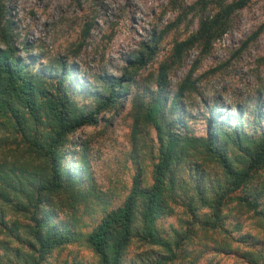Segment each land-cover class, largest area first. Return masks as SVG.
I'll return each instance as SVG.
<instances>
[{
	"label": "rangeland",
	"instance_id": "1",
	"mask_svg": "<svg viewBox=\"0 0 264 264\" xmlns=\"http://www.w3.org/2000/svg\"><path fill=\"white\" fill-rule=\"evenodd\" d=\"M220 10L206 0H0V47L11 45L36 68L49 70L57 61L75 66L66 92L83 111L95 106V95L108 94V80H123L114 106L96 125L69 135L57 152V168L73 169L78 181L53 194L38 193L52 174L38 151L52 140L50 117L32 120L21 109L17 117L1 109L0 264H99L87 235L122 205L135 176L144 188L152 184L160 144L143 115L161 88L162 69L164 125L171 121L180 141L155 227L173 249L185 236L169 264H249L246 253L264 264V168L225 195L211 228L230 179L189 142L206 138L211 119L218 121L227 135L220 150L239 172L264 135V0H249L231 14L211 44L188 42L200 21ZM237 198L256 200L259 214ZM142 212L139 204L120 264H154L167 255L139 237ZM32 216H48L73 233L40 262Z\"/></svg>",
	"mask_w": 264,
	"mask_h": 264
},
{
	"label": "trees",
	"instance_id": "2",
	"mask_svg": "<svg viewBox=\"0 0 264 264\" xmlns=\"http://www.w3.org/2000/svg\"><path fill=\"white\" fill-rule=\"evenodd\" d=\"M248 1L230 0L228 3L227 0H206L208 5L221 6V10L215 16H205L198 24L196 34L188 42H202L205 46L211 44L227 29L226 22L229 16L242 9ZM74 67L65 61H57L56 66H52L49 70L45 66L36 68L25 58L18 56L11 45L0 47V111L3 109L5 113L9 112L17 117L18 110L21 109L32 120L42 115L48 116L53 126L51 142L44 150L38 149L51 167V179L45 187L38 190V193L60 192L65 189V186L73 185L78 181V176L73 169L62 171L57 168L55 156L63 148L69 135L81 128L96 125L98 116L112 108L120 96L119 90L122 88L123 80H108L110 85L108 94L95 95V106L83 111L66 92L65 82ZM164 79L165 72L162 69L158 78V86L161 88L143 115L144 122L154 125L157 130L160 144L158 159L152 169V184L144 188L140 178L135 176L130 192L122 205L108 212L87 235L86 241L97 256L99 264H120L122 254L133 236L132 224L139 204L143 205L142 229L138 234L139 237L147 244L162 248L167 253V255H160L154 264L173 262L176 259L174 249H178L185 239V236L179 239L173 249L168 241L159 236L155 227L156 219L164 211L162 202L167 187V175L176 159L180 141L179 136L169 127L172 122L167 119V125H164L168 114L165 106L166 98L162 94L165 87ZM209 125L206 138L191 139L189 142L199 145L207 155L216 159L230 179V187L220 196L215 205L214 220L210 226L215 228L225 195L240 190L255 172L264 168V135L253 145L245 168L239 172H233L220 150L221 147L226 146L227 135L218 125V121L211 119ZM237 200L248 210L256 215L259 214L256 200L249 198H237ZM51 221L48 216L30 218L34 245L38 247L37 262L42 261L48 253L66 245L73 238V233L69 229L56 227ZM205 226L208 227L209 224ZM244 257L249 264H258L247 253Z\"/></svg>",
	"mask_w": 264,
	"mask_h": 264
}]
</instances>
